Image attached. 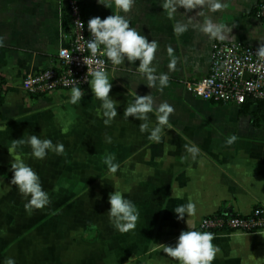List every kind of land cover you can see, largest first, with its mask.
<instances>
[{
    "label": "crops",
    "instance_id": "obj_1",
    "mask_svg": "<svg viewBox=\"0 0 264 264\" xmlns=\"http://www.w3.org/2000/svg\"><path fill=\"white\" fill-rule=\"evenodd\" d=\"M259 1L227 0V9L210 14L231 29L225 40L264 45V19L253 13ZM82 2L86 27L90 18L119 12L113 0H101L108 7L98 0ZM163 2L135 0L130 12L120 14L149 41L159 42L154 65L169 75V85L163 92L149 88L136 70L139 61L125 59L114 66L105 56L110 95L119 102L118 115L106 126L102 101L90 83L77 104L69 102L71 89L30 96L22 87L26 74L54 63L64 43L61 0H0V264L9 258L15 264H179L162 245L175 246L188 224L198 230L201 217L224 202L241 213L264 207V105L250 101L241 109L185 90V80L207 73L217 39L192 28L177 36L176 20L195 16L200 9L185 13L178 8L181 15L170 19ZM168 46L177 57L174 71L168 68ZM135 93L174 107L171 127L165 128L160 143L148 139L157 123L154 112L148 114L146 132L140 131L143 121L123 115ZM31 135L63 144L65 153L49 151L40 160L27 143L13 148V140L27 141ZM232 135L237 140L227 145ZM193 143L200 148L195 160L185 149ZM109 154L120 165L115 174L104 163ZM14 157L39 175L50 198L43 209L26 211L30 197L11 185ZM115 191L140 212L136 228L124 234L109 219V194ZM189 200L196 204V214L178 219L174 209ZM215 237L221 253L212 264H264V229Z\"/></svg>",
    "mask_w": 264,
    "mask_h": 264
},
{
    "label": "clouds",
    "instance_id": "obj_2",
    "mask_svg": "<svg viewBox=\"0 0 264 264\" xmlns=\"http://www.w3.org/2000/svg\"><path fill=\"white\" fill-rule=\"evenodd\" d=\"M105 7L108 5L98 0ZM114 5L119 12L109 15L104 19L93 17L88 20L87 27L91 33V38L87 40L86 47L90 50L92 57L97 54L106 56L114 66L123 65L125 59L129 63L134 64L139 61L136 70L147 81L149 88H156L160 92L169 85L170 77L167 73L158 72L154 65L156 53L159 48L157 40L149 41L140 33L137 28L130 25V20L122 13L131 11L135 0H113ZM170 19L177 16L178 8L185 9V13L195 10V16L188 17L183 15L181 19H177L173 26V31L177 36L183 35L189 28L203 33L210 39L225 40L231 29L224 23L214 20L212 15L216 12H223L228 7L227 0H164L161 5ZM181 15V14H179ZM199 17L200 19H197ZM80 28H84V24L79 21ZM3 37L0 36V47L3 46ZM170 61L168 64L169 71H174L177 65V57L174 55V49L171 46L167 48ZM257 57L264 60V45L260 46L256 51ZM88 61L84 58V63ZM98 65H103V60H96ZM92 76L90 88L97 99L102 101L101 108L103 112L104 124L110 125L113 119L118 115L117 107L119 102L114 100L110 93L112 90V82H110L107 71L97 67L91 73ZM84 90L79 86H73L70 93V103L77 104L83 99ZM155 113L156 126L151 128L148 139L155 143H160L164 135L165 128H170V116L174 114L175 109L168 102L163 101L158 105L153 95L139 96L135 93L134 102H131L124 110L125 118L135 117L139 121L140 131H149V113ZM237 136L232 135L227 139V145L236 142ZM111 142V138H108ZM27 143L32 149V156L36 159H44L49 151L55 152L57 155H63L65 148L63 144H53L50 139H41L37 135H31L27 141L24 139L13 140V148ZM186 151L195 160L200 154V148L196 144L185 145ZM187 157H181L185 160ZM115 155L109 154L105 157L104 163L108 166L110 173L115 174L120 165L115 163ZM13 177L11 185H15L20 193L25 197H30L25 204V210L31 212L33 209H43L50 203L48 193L43 189L39 175L32 167L27 165L23 159L14 157L11 163ZM110 209L108 211L109 219L113 226L122 234L127 233L136 228L140 217L138 207L129 199L125 198L120 191L109 194ZM196 204L189 200L186 204L177 206L174 212L177 218L184 219L185 214L188 217L196 214ZM188 224V223H187ZM215 234L212 232L198 231L188 224L187 231H181L175 246H163V252L167 256L178 261L179 264H212L221 253V248L213 243ZM5 264H15L11 258L7 259Z\"/></svg>",
    "mask_w": 264,
    "mask_h": 264
},
{
    "label": "built area",
    "instance_id": "obj_3",
    "mask_svg": "<svg viewBox=\"0 0 264 264\" xmlns=\"http://www.w3.org/2000/svg\"><path fill=\"white\" fill-rule=\"evenodd\" d=\"M65 14L63 38L54 63L48 67L26 74L22 87L30 96H44L51 92L71 89L73 86L87 87L92 76L87 73L97 67L106 71L105 56L93 58L87 49L91 33L86 27L82 0H61ZM254 15L264 19V0L254 7ZM81 21L84 28H80ZM259 45L238 41L216 40L212 43L208 71L205 75L185 80L187 92L203 100L231 104L240 107L248 100H264V60L256 55ZM84 58L87 63H84ZM96 60H103L98 65ZM4 83L0 75V99ZM231 202L221 203L219 208L201 217L198 231L255 232L264 229V207L255 206L248 213L230 209Z\"/></svg>",
    "mask_w": 264,
    "mask_h": 264
},
{
    "label": "trees",
    "instance_id": "obj_4",
    "mask_svg": "<svg viewBox=\"0 0 264 264\" xmlns=\"http://www.w3.org/2000/svg\"><path fill=\"white\" fill-rule=\"evenodd\" d=\"M250 101H252V100H248L247 102H245L244 104H242L241 105V109L246 108V106L249 104ZM254 102H256L259 106L260 105H264V100H256Z\"/></svg>",
    "mask_w": 264,
    "mask_h": 264
}]
</instances>
